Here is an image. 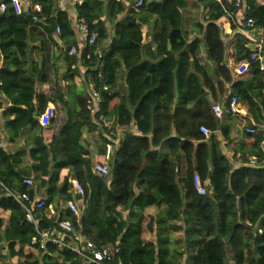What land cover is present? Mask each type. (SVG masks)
I'll use <instances>...</instances> for the list:
<instances>
[{
    "label": "trees",
    "instance_id": "obj_1",
    "mask_svg": "<svg viewBox=\"0 0 264 264\" xmlns=\"http://www.w3.org/2000/svg\"><path fill=\"white\" fill-rule=\"evenodd\" d=\"M245 1L248 15L264 30V4ZM3 2L0 264H89L68 249L51 243L39 249L32 243L34 227L7 190L44 202L33 211L39 229H56L58 221L68 219L73 231L95 248L113 247V256L102 264H181L186 254L189 264H264V167L248 164L249 158L264 156V132L257 128L264 125L262 74L249 61L246 38L231 24L233 34L224 41V17L215 0L192 4L205 14L192 27L196 34L191 39L184 28L187 0H145L138 9L132 8L133 0H82L75 6L76 17L96 39L79 57L67 54L76 41L56 0H29L40 6L39 14L22 7L17 11L15 0ZM33 16L47 21L35 22ZM56 25L66 64L61 80L73 83L64 94L59 79L55 82L52 97L64 110L63 124L55 132L45 59H30L28 42H38L43 51L45 39H50L58 50L52 37ZM142 25L147 27V44ZM96 49L102 51L100 60ZM201 49L210 70L201 63ZM53 53L55 62L60 55L52 52L50 58ZM243 64L245 72L232 74ZM80 75L85 89L77 92L74 82ZM225 84L228 99L236 96L245 112L225 109L222 120L214 117L209 94L221 92ZM100 116L111 123L116 144ZM243 123L254 132L246 133ZM201 126L208 129L207 136ZM122 129L126 132L120 139ZM232 131L241 144L230 159L222 147L232 143ZM107 143L115 145L108 174L100 175L92 167L104 162ZM195 175L204 194L194 187ZM24 178L33 185L24 186ZM70 180L80 182L81 196L73 194ZM71 199L84 204L80 217L66 208ZM171 229L183 232L181 251L170 243ZM71 239L72 234L65 236Z\"/></svg>",
    "mask_w": 264,
    "mask_h": 264
},
{
    "label": "built area",
    "instance_id": "obj_2",
    "mask_svg": "<svg viewBox=\"0 0 264 264\" xmlns=\"http://www.w3.org/2000/svg\"><path fill=\"white\" fill-rule=\"evenodd\" d=\"M145 0H134L132 3V8L138 9ZM58 6L67 4L68 0H58ZM218 4L220 11L229 24L233 25L237 32L243 35L246 38L245 48L248 49V58L251 63H255L258 71L262 74V83L264 85V39L256 36V21L254 18L248 15L250 10L249 4L245 0H215ZM82 3V0H69L71 5V12L73 14L71 19V28L74 35H76V46H70L67 50L69 56L79 57L83 49L87 46L93 45L96 39V34L89 30L87 23L83 19L76 17L75 6ZM5 4L3 0H0V13L5 11ZM20 3L15 0L14 8L19 11ZM27 13H37L41 12V8L38 5L28 4L25 7ZM33 21H40L45 23L47 18L45 16L32 17ZM60 34V27L55 26L53 32V39L55 40L58 49L63 51V45L60 39L58 38ZM94 55L97 59L102 58V51L96 49ZM86 58H89V54L86 55ZM102 62L97 63V69L102 68ZM106 89V88H104ZM262 96L264 97V87L262 89ZM92 97L95 98V102L99 101L98 95L95 92H92ZM211 110L215 118L222 119L224 116V111L220 103H212ZM226 110L230 114L238 112L237 98L232 95L226 103ZM100 121L103 122V127L109 130L110 136H116L115 144L117 141V135L111 130V123L104 120L101 116L99 117ZM199 131L203 135H208L209 131L206 127L201 126ZM246 133L252 134L254 130L252 128H246ZM115 144L107 143L105 145L104 153V162L102 164H95L92 167V171L100 175L108 174L107 161L109 156L113 152V146ZM264 155V147L262 148ZM248 164L251 166L261 165L264 167V156L261 160H257L252 157L249 158ZM72 185L73 194L76 196H81L83 194V187L80 182L77 180H70ZM194 187L198 194H204L205 189L200 182V179L197 175L193 178ZM22 184L26 187H31L33 181L30 178H24ZM8 195L17 202L22 210L24 211V216L27 222L31 223L34 227L36 236L32 238V243H37L39 249H43L47 243L56 245L59 248H65L74 252L79 258H81L85 263L89 264H102L104 261H108L113 256L115 249L111 246H105L102 248H95L92 242L84 239V237L73 231L72 223L68 219H62L58 221L57 228L51 229H39L37 219L33 213L35 209H39L44 205V202L38 198H30L28 193H15L7 190ZM66 208L70 213L74 214L76 217H80L81 212L84 208L82 202L78 203L75 199L68 200L66 202ZM49 210L52 213L51 207ZM67 234H72L71 240H65ZM67 238V237H66Z\"/></svg>",
    "mask_w": 264,
    "mask_h": 264
},
{
    "label": "rangeland",
    "instance_id": "obj_3",
    "mask_svg": "<svg viewBox=\"0 0 264 264\" xmlns=\"http://www.w3.org/2000/svg\"><path fill=\"white\" fill-rule=\"evenodd\" d=\"M188 2L191 3V0H187ZM205 12L203 11H198V9H195L192 5H190L188 11L184 12V17H185V23H184V28L186 30L192 29V27L198 22V19L200 16L204 15ZM44 37V36H43ZM191 34L189 39H191ZM38 42H28V48L30 51V59L39 61L41 57L43 56V59H45V73H46V86H47V97L50 100V105L49 108L53 109L54 111V121H53V129L56 132L57 129L61 124H63V113L64 110L61 109V104L58 103L52 95L55 92V82L57 79H59L62 88L64 89V94L66 93V89L68 85H72V81H69L68 83L64 82L61 80V76L63 73L66 71V64L63 61L62 55H60L61 51L58 49L56 50L52 41L50 39L46 40L45 39V45L43 51H40L38 46ZM58 53L60 55V58L55 60V62H52V58H50V55L52 52ZM58 51V52H57ZM58 55V56H59ZM77 80H75V88L76 91L80 92L85 89L84 86V78L80 75L79 77L76 76ZM2 122H0V137H2V127H1ZM120 131L117 132L118 137ZM120 138V137H119ZM96 141H98L97 135H95ZM95 158V157H94ZM93 158V159H94ZM49 208V207H48ZM52 210V208H51ZM177 222H175L173 225H176ZM170 234L172 235L170 243L171 245L176 249L181 251L183 247V232H175L174 230L171 229ZM183 259V258H182ZM181 259V264L184 260ZM184 264V263H183Z\"/></svg>",
    "mask_w": 264,
    "mask_h": 264
},
{
    "label": "crops",
    "instance_id": "obj_4",
    "mask_svg": "<svg viewBox=\"0 0 264 264\" xmlns=\"http://www.w3.org/2000/svg\"><path fill=\"white\" fill-rule=\"evenodd\" d=\"M17 1L20 3V6L23 8V10H25V7L28 4H30L29 0H17ZM56 1H58V0H56ZM194 2H195V0H191V3L188 2V4L192 5ZM259 2H260V4H264V0H259ZM190 5H189V7H190ZM57 8H59L62 11H64L67 14V16H68V18H69V20L71 22V19H72L73 14L71 12V5L69 4V0H68L67 4L62 5V6H58V2H57ZM230 26L231 25L228 22H226L225 19L221 22L222 35H223V39H224L225 42H227L230 39L231 35L233 34V31L230 28ZM142 28H143L142 40H143V42L145 44H147L149 42V40H150L149 37L146 36L145 33H144V31H146L147 27L145 25H142ZM107 29L110 30V25L109 24H107ZM187 31L189 32L188 38L190 37V34L192 36L191 38H193L195 36V34H196V32L195 33L192 32L191 29H189ZM37 32H41V29L38 28L37 29ZM37 32H35V33H37ZM256 36L257 37H261V38L264 39V30L257 28V30H256ZM52 37H53V35H52ZM198 37H200V35ZM74 39L76 41V35H74ZM152 49H154V46L152 47ZM58 53H56V54L59 55ZM199 56L201 58V63L206 64L207 68L210 70L211 69V64L208 61H206V59L204 57V54L202 52V49L200 50ZM52 59H54V53H53ZM246 68H247V65L246 64H243V65L235 68V70L232 72V74H242L243 72H245ZM229 94H230V91L227 89V85L226 84L223 86L221 92L218 91V90H216V92H215V94L213 96L209 94V100H210L211 103H220L221 104V106L223 108V111H224V117L226 116V110L225 109H226V102L228 100ZM49 109L52 110L51 108H49ZM239 112H243L244 113L245 112V109H239ZM222 120H223V118H222ZM243 124H244L245 128H248V126L246 127V124L247 123H243ZM257 128L258 129H262L263 132H264V125H262L260 127H257ZM125 132L126 131H124L123 129L120 130V132H119L120 133L119 134L120 139L123 138V136L125 135ZM216 136H217V138L219 140H221V135L219 133H216ZM231 139H232V143L230 144L229 147H224V146L222 147V151L230 159L232 157V150H233V148H235L236 146H238L239 144H241V140H240L239 136L237 135L236 131H232L231 132ZM237 166H238V163L237 162H234V167H237ZM182 260H184L182 262V264L183 263L184 264H189L190 263V255H188V254L184 255Z\"/></svg>",
    "mask_w": 264,
    "mask_h": 264
},
{
    "label": "water",
    "instance_id": "obj_5",
    "mask_svg": "<svg viewBox=\"0 0 264 264\" xmlns=\"http://www.w3.org/2000/svg\"><path fill=\"white\" fill-rule=\"evenodd\" d=\"M175 98L177 99V92H175ZM180 192H181V188H179Z\"/></svg>",
    "mask_w": 264,
    "mask_h": 264
}]
</instances>
